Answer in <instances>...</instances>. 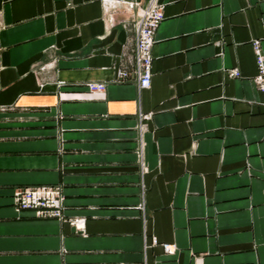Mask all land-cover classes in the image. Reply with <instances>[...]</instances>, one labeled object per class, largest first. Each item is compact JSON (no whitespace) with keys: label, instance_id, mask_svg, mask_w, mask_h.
<instances>
[{"label":"crops","instance_id":"obj_1","mask_svg":"<svg viewBox=\"0 0 264 264\" xmlns=\"http://www.w3.org/2000/svg\"><path fill=\"white\" fill-rule=\"evenodd\" d=\"M119 1L162 13L147 89ZM0 264H264V0H0Z\"/></svg>","mask_w":264,"mask_h":264},{"label":"built area","instance_id":"obj_2","mask_svg":"<svg viewBox=\"0 0 264 264\" xmlns=\"http://www.w3.org/2000/svg\"><path fill=\"white\" fill-rule=\"evenodd\" d=\"M123 4L129 17L122 20L133 32V45L125 59L121 60L114 82L134 81L139 90L147 89L152 80V47L155 43V33L162 19V13L156 5L139 7L135 2L119 1ZM258 74L263 71L259 60ZM105 82L89 81L86 89L90 92H102ZM12 204L21 211H31L37 217L65 219L64 193L60 185H39L15 189L12 194ZM68 221V220H67ZM69 224L77 230L84 226L83 219L69 220Z\"/></svg>","mask_w":264,"mask_h":264},{"label":"rangeland","instance_id":"obj_3","mask_svg":"<svg viewBox=\"0 0 264 264\" xmlns=\"http://www.w3.org/2000/svg\"><path fill=\"white\" fill-rule=\"evenodd\" d=\"M3 110H6V108H5V109H3Z\"/></svg>","mask_w":264,"mask_h":264}]
</instances>
